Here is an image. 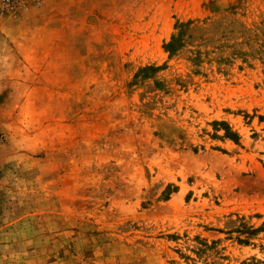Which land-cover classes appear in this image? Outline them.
<instances>
[{
    "label": "rangeland",
    "instance_id": "rangeland-1",
    "mask_svg": "<svg viewBox=\"0 0 264 264\" xmlns=\"http://www.w3.org/2000/svg\"><path fill=\"white\" fill-rule=\"evenodd\" d=\"M0 264H264V0H1Z\"/></svg>",
    "mask_w": 264,
    "mask_h": 264
},
{
    "label": "built area",
    "instance_id": "built-area-1",
    "mask_svg": "<svg viewBox=\"0 0 264 264\" xmlns=\"http://www.w3.org/2000/svg\"><path fill=\"white\" fill-rule=\"evenodd\" d=\"M8 8H10V5H8Z\"/></svg>",
    "mask_w": 264,
    "mask_h": 264
},
{
    "label": "crops",
    "instance_id": "crops-1",
    "mask_svg": "<svg viewBox=\"0 0 264 264\" xmlns=\"http://www.w3.org/2000/svg\"><path fill=\"white\" fill-rule=\"evenodd\" d=\"M0 5H1V0H0Z\"/></svg>",
    "mask_w": 264,
    "mask_h": 264
}]
</instances>
